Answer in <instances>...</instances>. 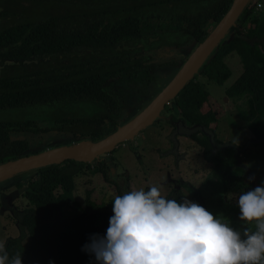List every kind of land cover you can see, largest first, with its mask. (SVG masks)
<instances>
[{
	"label": "trees",
	"instance_id": "obj_1",
	"mask_svg": "<svg viewBox=\"0 0 264 264\" xmlns=\"http://www.w3.org/2000/svg\"><path fill=\"white\" fill-rule=\"evenodd\" d=\"M45 2L47 6L77 9L63 13L44 7L36 11ZM231 3L232 0H108L107 4L102 0H0V62L10 66L34 61L47 64L30 71L23 68L13 74H0V111L54 105L83 111L79 115L63 112L45 118H0V163L42 151L31 152L29 140L12 137L14 133L64 132L76 140L95 141L114 131L125 117V95L119 85L142 100L148 97L157 86L155 69L167 64L156 62L154 52L163 46L187 51L191 43L194 49ZM255 4L254 0L244 9L229 35L172 100L177 116L171 114V120L191 126L184 134L202 147L203 157L213 164L224 191L251 190L261 186V180L255 186L246 170L242 171L244 175L235 174L236 159L212 147V141L220 144L215 135L218 116L209 91L197 75L223 85L231 75L225 58L237 54L242 69L224 92L253 140H264V15L255 9ZM171 35L174 37L168 39ZM87 50H91V58L49 64L53 58ZM92 168L115 186L117 195L124 194L104 158L95 165L65 160L18 174L24 176L14 185L24 186L22 195L27 204L13 208L10 214L19 231L3 243L10 258L19 253L23 264H99L94 254L82 248L92 234H106L113 200L96 205L90 189L85 191L83 204L73 195V177ZM164 196L178 202L185 198L180 189ZM192 199L207 209L199 189L192 190ZM252 222L255 226L249 231L255 232L256 221Z\"/></svg>",
	"mask_w": 264,
	"mask_h": 264
},
{
	"label": "rangeland",
	"instance_id": "obj_2",
	"mask_svg": "<svg viewBox=\"0 0 264 264\" xmlns=\"http://www.w3.org/2000/svg\"><path fill=\"white\" fill-rule=\"evenodd\" d=\"M102 1L104 4L108 3V0ZM252 1L254 2V0ZM258 1L261 3V7L255 9L262 11L264 15V0ZM47 4L45 2L39 5L36 11H43L44 7H47L48 10H57L63 13L77 9V7H66L65 5L52 7L50 5L47 6ZM172 37L174 35H171L168 39H172ZM175 37L179 38V35L175 34ZM161 39H166V36H162ZM193 44L191 43L187 51L182 48L163 46L154 52V60L156 62H165L167 64L160 65L155 69L157 86L145 99H140L139 95L129 91L123 85H119L125 95V117L123 122L129 120L143 109L160 89L172 79L191 52V49H193ZM91 57V50L80 51L79 53L53 58L49 60V64L59 65L63 62ZM225 61L231 69V75L223 85L219 86L214 82H207L200 75H197V79L209 91L212 108L218 116V123L215 129L216 140L222 143L218 144V146L226 147L225 149L222 148V152L219 151L220 154L224 155V152H226L225 155L228 153L231 158L236 159L233 166L235 174L244 175L242 171L246 170L251 183H255L256 186L259 185L258 183L261 180L262 185L264 184V140H253L251 132L237 116L234 103L224 92V88L231 84L240 74L242 69L241 62L239 56L235 53L229 54ZM43 65L47 64L34 61L24 65L10 66L7 62H0V74H13L23 68L30 71ZM163 109V115L153 121L133 139L120 143L112 152L101 155L102 158L108 161L112 177L118 181L124 193L140 188L146 190L150 185H160L162 194L166 195L174 185L175 187L178 185L184 192L185 197L193 201V189L190 190L188 186L182 185V182H188L193 188L200 190L207 203V210L214 215H218L231 227L241 231V233L245 230H251L255 223L240 220L238 206L239 195L250 190V187L242 190L224 191L213 164L204 159L202 147L187 135H183L185 128L181 127V125V128L179 127L180 133L175 132L171 114L174 113L177 116V109H175L173 102L167 103ZM63 112L70 115H79L83 111L79 108L61 109L59 105L42 106L32 110H1L0 118H19L31 115L45 118L58 114L62 115ZM12 137L28 139L31 144V152L68 145L76 141L72 134L64 132L43 134L30 132L14 133ZM232 144L238 146L239 150H232L230 147ZM90 163L95 165L96 161ZM25 175L27 176V174ZM23 176L16 174L0 182V244H3L7 237L17 236L19 233L15 222L10 216V204L18 208L27 204L26 199L22 195L24 186L19 188L14 185L15 181H19ZM73 179L75 182L73 195L81 204L84 203L87 189L91 190L90 197L96 205H105L117 195L115 186L106 182L94 168L92 170L84 169L81 174H77ZM246 179L247 177H245ZM112 215L113 213L110 216Z\"/></svg>",
	"mask_w": 264,
	"mask_h": 264
},
{
	"label": "clouds",
	"instance_id": "obj_3",
	"mask_svg": "<svg viewBox=\"0 0 264 264\" xmlns=\"http://www.w3.org/2000/svg\"><path fill=\"white\" fill-rule=\"evenodd\" d=\"M124 143V142H123ZM105 235L82 248L99 264H264V184L238 197L239 219L255 232L231 227L186 197L166 198L160 185L116 195ZM0 264H23L0 244Z\"/></svg>",
	"mask_w": 264,
	"mask_h": 264
},
{
	"label": "water",
	"instance_id": "obj_4",
	"mask_svg": "<svg viewBox=\"0 0 264 264\" xmlns=\"http://www.w3.org/2000/svg\"><path fill=\"white\" fill-rule=\"evenodd\" d=\"M252 0H232L223 16L215 23L206 37L197 43L172 79L136 115L118 125L114 131L98 140L87 138L46 148L42 151L19 156L0 163V182L16 174L47 165L60 164L65 160L84 163L98 161L101 155L112 152L120 143L133 139L160 117L164 106L172 101L181 88L195 75L210 57L218 44L229 35L244 9ZM238 160V159H237Z\"/></svg>",
	"mask_w": 264,
	"mask_h": 264
},
{
	"label": "flooded vegetation",
	"instance_id": "obj_5",
	"mask_svg": "<svg viewBox=\"0 0 264 264\" xmlns=\"http://www.w3.org/2000/svg\"><path fill=\"white\" fill-rule=\"evenodd\" d=\"M164 110V109H163ZM163 110L161 111V115L160 116H162L163 115ZM170 118V117H169ZM175 122V125H176V127H174V130H175V132H178V133H180V131H179V127H180V125H182L181 127H183V128H185V130L184 131H186V130H189L190 128H191V126H188V125H183V124H181V122H179V121H174ZM180 124H179V123ZM180 127V128H181ZM175 132H174V134H175ZM183 135H185L184 133H183ZM220 144H222V143H220ZM212 147L214 148V150H216V149H219L220 148V150H222V148L223 149H225L226 147L225 146H223V147H220V146H218V145H216L213 141H212ZM230 147H231V149L232 150H239V147L238 146H235V144H232V145H230ZM238 147V148H237ZM102 158V157H101ZM105 159V158H104ZM106 160V159H105ZM182 185H184V186H188L189 188H190V190L191 189H195V188H193L191 185H189V183L188 182H186V183H184V182H182ZM121 186V185H120ZM173 189H180L179 188V186L177 185L176 187H175V185L171 188V190H173ZM170 190V191H171ZM181 190V189H180ZM170 191H168L167 193H169ZM182 191V190H181ZM183 192V191H182ZM184 193V192H183ZM184 196H185V194H184ZM10 207H11V209H10V214L12 213V209L13 208H16V206H14V205H11L10 204Z\"/></svg>",
	"mask_w": 264,
	"mask_h": 264
},
{
	"label": "built area",
	"instance_id": "obj_6",
	"mask_svg": "<svg viewBox=\"0 0 264 264\" xmlns=\"http://www.w3.org/2000/svg\"><path fill=\"white\" fill-rule=\"evenodd\" d=\"M256 4H255V8H259L261 7V3L258 0H255Z\"/></svg>",
	"mask_w": 264,
	"mask_h": 264
}]
</instances>
